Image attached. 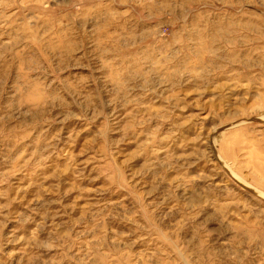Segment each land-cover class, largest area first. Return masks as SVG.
Here are the masks:
<instances>
[{"label": "rangeland", "instance_id": "obj_1", "mask_svg": "<svg viewBox=\"0 0 264 264\" xmlns=\"http://www.w3.org/2000/svg\"><path fill=\"white\" fill-rule=\"evenodd\" d=\"M0 264H264V0H0Z\"/></svg>", "mask_w": 264, "mask_h": 264}]
</instances>
